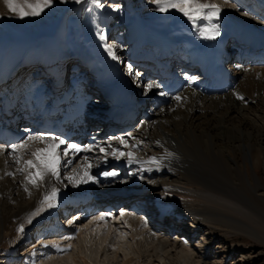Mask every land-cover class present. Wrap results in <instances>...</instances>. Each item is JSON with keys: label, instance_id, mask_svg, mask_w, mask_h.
Segmentation results:
<instances>
[{"label": "bare ground", "instance_id": "1", "mask_svg": "<svg viewBox=\"0 0 264 264\" xmlns=\"http://www.w3.org/2000/svg\"><path fill=\"white\" fill-rule=\"evenodd\" d=\"M207 4H213V0ZM238 4L237 7L246 11L250 8L264 18V0H241ZM221 10L218 21H201L199 27L189 22L182 30L169 33L148 20L141 21L135 12L124 29L113 28L105 24V12L97 9L93 1L71 5L54 17L43 12L35 16L37 20L24 21L17 15H9L5 0H0V22L8 26L6 36L0 37V80L20 62L58 58L61 54L77 56L86 65L92 82V71L100 72L105 66L138 79L146 68L141 50L150 43L161 49V54H168L174 66L157 77L155 85L159 87L152 89V95L142 106L144 111L133 122L106 126L110 123L98 115L92 122H85V125L95 124L90 135L81 140H66L80 146L81 151L63 157L61 150L65 146L57 149L62 160H72L71 164H60L59 180L49 174L32 183L30 173L35 169L28 168L25 161L33 159L31 153L36 149L46 148L51 143L50 137L64 139L62 136L47 133L40 123H35L22 127L25 132L17 142L0 144L5 149L0 152V245L5 234L13 232V225L17 243L22 245L27 243L34 228L39 229V224H43L45 231L51 216L44 196L53 187L59 189L54 204L60 196L82 191L92 196V203L102 200L115 204L123 200L125 206L104 214L103 219L97 217L100 210L97 206L91 210V221L81 222L79 228L73 230L71 226L58 235L41 232L39 254L35 253L29 264H47L50 258L65 260V264H92L86 255L73 252L71 244L75 245L76 236L73 231L82 234L88 231L99 238L98 235L113 233L115 229L116 241L112 244L115 258L121 257L119 250L123 243H129L121 264L135 261L153 264L161 248L176 251L182 262L198 254L199 264H208L213 243L222 251L237 246L243 257L250 252L241 249L247 243L237 237L238 233H249L264 242V196H257L258 190H264L258 173L264 163V54L243 55L242 50L228 57L220 54L222 43L227 40L241 47L245 44L242 30L234 28V23L251 26L246 20ZM209 23H219L220 35L216 37L219 40L201 34ZM32 25L30 31L27 27ZM101 34L106 37L104 41L99 39ZM128 43L134 50H126ZM208 43L215 48L211 58L204 52ZM106 44L113 46L119 60L111 58L105 50ZM246 52L251 53L248 47ZM182 59L186 62L182 63ZM189 61L199 62L202 67L190 66ZM129 64L138 75L129 74ZM30 70L36 73V66ZM16 86L17 90L21 82ZM87 87L84 78H79L73 96L76 92L85 95ZM40 92L45 95L47 89ZM240 96L244 99H239ZM41 135L44 142L29 141L23 149L15 152L10 149L29 136ZM120 138L126 143L120 144ZM101 147L107 156L99 151ZM113 149L131 152L132 157L117 159L111 154ZM152 157L158 163L150 162ZM248 159L253 172L249 170ZM87 164H91L88 172L96 182L90 179L77 187L67 180V176L76 172L83 175ZM111 171L118 175H102ZM131 192L133 195L129 197L117 198ZM131 198L133 202L127 201ZM135 202L146 206L145 211L135 209ZM90 208L91 205H83L73 213L78 216L73 223L80 224ZM61 224L64 223L56 221L50 229ZM21 226L23 232L19 231ZM140 244L149 246L150 250L144 251ZM9 254L13 251L9 250Z\"/></svg>", "mask_w": 264, "mask_h": 264}, {"label": "rangeland", "instance_id": "2", "mask_svg": "<svg viewBox=\"0 0 264 264\" xmlns=\"http://www.w3.org/2000/svg\"><path fill=\"white\" fill-rule=\"evenodd\" d=\"M92 1L93 0H85L84 3L78 4V3H75L74 0H68V2H64V0H54L52 6L47 8L44 12L51 15L50 17H54V16H57L61 10H63L64 8L70 7L71 5H75V6L84 5ZM95 1L97 2V0ZM208 1L212 2V0H200V2L202 3H207ZM97 3L98 4L94 3L95 6L97 5V7L99 6V4L104 5V7L101 9H103V12L105 11L106 13V15L103 16L105 24L110 25V26L112 25L114 26L113 28H116L118 30L124 29L128 25L130 16L134 12L137 14L140 13L141 15H147L150 19V22H152L156 26H159L161 29H163L162 27L168 28V29L173 28L172 31L164 29L165 31L169 33H176L182 30L185 27L186 23H189L187 18L184 17L180 12L176 10H170L167 13H161L157 11L154 0H98ZM213 4L218 5L219 7L225 9L226 11H228V13L230 12V14L232 13V15L235 14L234 16L236 15L237 17L240 16L239 17L240 19L245 17L251 20H255V22L264 23L262 20L255 19L256 17L243 12L242 9L237 8L239 4L238 3H237L238 5L236 4V0H213ZM133 9L134 10L139 9L140 12L132 11ZM8 12H9V15L11 16L13 15V13L10 10ZM27 19H29V21H32L33 19H36V17H32V16L24 17V21ZM243 20H247V19H243ZM33 25L28 26L27 28L31 31L32 29L31 27H34ZM0 26H1L0 37H5L6 32L8 31V26L6 24H2L1 22H0ZM176 26H181V27L178 28L177 30L174 28ZM126 50L132 51L134 50V48L130 43H128V45L126 46ZM243 159L244 158L242 156V160ZM247 161H248L250 172H253L251 160L248 159ZM258 173L264 183V163L261 164L260 170ZM257 194H258L257 196H264V190L263 189L258 190ZM92 214L93 213L90 214L89 220L86 219L83 222L88 223L89 221H91ZM76 218H78V216H76ZM61 225H64V224H61ZM41 226H38L37 228H40ZM12 228H13V232H15L14 230H16L15 229L16 226L13 225ZM36 231L30 232V238L27 239V243H24L23 245L20 243H17L18 235L16 236L15 233L10 232L11 234L10 233H8L7 235L5 234V237H3L2 243L0 245V264H25V263L29 264L33 255L35 253L39 254L37 253V251L41 247L39 246V243L41 242L39 241L41 240L39 239L41 232H39L38 230ZM73 232L76 233V236L74 237L75 245L71 244L73 252L76 255L77 254H83L84 256L86 255L88 261L91 262L92 264H121L120 261L122 258H124L125 256L124 253L127 252L125 250H128L127 248H129V246H127L129 245L128 241L127 242L125 241L119 250L121 257L115 258V254L112 249V244L116 241L115 232L117 231L115 229L113 233H108L107 235H105V233L98 235L99 238H95L96 237L95 235H90L91 233L89 234L88 231H87L88 234L87 232H84L82 234L80 233V231H77V232L73 231ZM204 232L205 230L201 231L198 234V237H200L202 233ZM89 235L91 236L92 240L91 239L89 240ZM236 235L239 239L246 240L247 244L242 245L241 249L246 248L247 250H250V252H248L245 255V257H243L242 254L238 252V250L236 249L237 246H233L231 250H228L227 248L225 249V251H222L221 248L217 247V244L213 243L210 246L211 249L213 250V253L210 255V258L209 260L206 261V263L208 264H264V242L257 239L256 237H253L249 233L244 232V233H238ZM198 237L196 238L197 241H198ZM200 241L201 240H199V242ZM139 246L143 248L144 251L150 250V247L147 245L140 244ZM32 249H36V252L35 250H32ZM9 250H12L13 254H9ZM160 250H161L160 251L161 254H158V256L156 255L153 258V264H199L198 256L200 255L198 254L189 256L188 258H185L187 262L186 261L182 262L183 260H181L176 255V251L174 253L173 251L168 250L166 248H161ZM93 251H95L94 254L91 253ZM38 257L39 255H37V259ZM65 262H66L65 260L64 261H61V259L53 260L50 258L49 260H47L46 263L47 264H61V263L65 264ZM132 264H139V263L135 261ZM140 264H146V263L140 262Z\"/></svg>", "mask_w": 264, "mask_h": 264}, {"label": "snow or ice", "instance_id": "3", "mask_svg": "<svg viewBox=\"0 0 264 264\" xmlns=\"http://www.w3.org/2000/svg\"><path fill=\"white\" fill-rule=\"evenodd\" d=\"M54 0H5L7 8L14 14L19 16L20 18L28 17V16H40L47 8L51 7ZM64 2H68V0H64ZM75 3H84L85 0H74ZM98 2V0H97ZM154 3L156 5V10L161 13H167L170 10H176L180 12L184 17L187 18V20L195 27H199L198 22L201 21H208L211 22L214 19L219 20L220 19V13L221 8L218 5L215 4H207L202 3L200 0H154ZM99 7L103 8V4H99ZM202 35L206 36L208 39H215L220 35V25L219 23H209L208 26L203 27ZM99 39L101 41H104L106 37L104 35H100ZM105 50L107 53L111 56L113 60H119L118 55L116 54V51L114 50L112 45H105ZM128 72L130 75H138V73H134L132 69V65H127ZM191 79H194L191 78ZM145 87L148 90H152L155 87H159V85H154L151 83H148L145 85ZM163 95V93H161ZM176 99H180V97H177ZM239 99H244L242 96L239 97ZM51 143L48 144L46 148L43 149H36L31 153V156L33 159L25 161V165L30 169H35V172L30 173V180L32 183H37L39 180H43L45 175H51L55 177L57 180L60 179V164L63 162L64 164L68 165L72 163V160L69 158L67 160H62L63 157H70V153L72 152H79L81 151L80 146L76 144H70L64 139H60L58 137H50L49 138ZM39 140L44 142L45 137L43 135L41 136H29L24 142L20 144H13L10 146V149L12 152H15L19 149H23L28 146L29 141ZM120 144H125L126 141L123 138H120L119 140ZM65 146L61 152V154L57 153V149H60V146ZM110 147V146H109ZM5 151L4 148L0 147V152ZM100 152H105L104 148H99ZM111 154L119 159L121 156H126L131 158L132 153H122L119 152L118 149H113ZM108 153L105 152V156H107ZM85 161H87V157L84 158ZM131 162V160H129ZM152 163H158L156 157H152L151 161ZM91 168V164H87V167L85 168L83 175L76 172L72 175L67 176V180L72 183L74 186H79L80 184H87L90 179L93 180V182H96L94 178H92L89 175L88 169ZM103 176H116L118 175L117 172L111 171V172H104L102 173ZM59 189L53 187L50 191V193L46 194L44 196V203L47 205V207L50 209L55 206L54 202L58 198ZM39 213L37 212L36 215ZM100 219H103V217H100ZM19 231L23 232L24 228L23 226L20 227ZM58 247V246H57Z\"/></svg>", "mask_w": 264, "mask_h": 264}]
</instances>
